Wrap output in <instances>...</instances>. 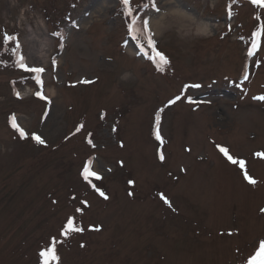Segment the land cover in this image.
Here are the masks:
<instances>
[{
  "label": "rangeland",
  "instance_id": "1",
  "mask_svg": "<svg viewBox=\"0 0 264 264\" xmlns=\"http://www.w3.org/2000/svg\"><path fill=\"white\" fill-rule=\"evenodd\" d=\"M131 8L0 0V264H44L40 252L53 243L58 259L48 264H248L264 241V7ZM163 14L170 22L152 33ZM32 35L45 39L42 63L29 64ZM156 52L168 60L162 70ZM20 56L45 71H25ZM247 64L251 80L240 82ZM89 161L101 179H84ZM70 217L83 231L63 234Z\"/></svg>",
  "mask_w": 264,
  "mask_h": 264
},
{
  "label": "snow or ice",
  "instance_id": "2",
  "mask_svg": "<svg viewBox=\"0 0 264 264\" xmlns=\"http://www.w3.org/2000/svg\"><path fill=\"white\" fill-rule=\"evenodd\" d=\"M121 2L126 8V13L129 16H131L132 15L131 0H121ZM252 3L260 5L261 7H264V0H252ZM135 23H136V21H135V19H133L132 23L129 25V31L130 32L134 31V27L133 26L135 25ZM147 25H148V22L145 20L144 21L145 29H147ZM145 38L147 39L148 46L150 48H153V51H155L154 41L151 38V34H147ZM4 39L7 41V40H11L13 38L8 36L7 34H5ZM133 39H137V37L135 35H133ZM17 48H19V45H17ZM13 52L15 53L16 49H13ZM153 59L156 60L158 70H162V66L168 64L167 58L163 54H161L159 52H156L155 57H153ZM17 63L19 64V66L21 68H24V70L28 71V72L40 74V73H43L45 71V69L40 68V67H33V68L27 67V65L24 63V57L23 56L19 57ZM53 63H55V61H53ZM37 80H38V82H40L39 81V76H37ZM87 82L88 81H85V83H87ZM36 95L38 97H41L42 99H44V97L41 96V93L39 91L36 93ZM176 99H179V97H177ZM259 99L264 100V97H259ZM174 102L175 101L170 100L169 104H172ZM46 116H47V114H46ZM46 116H45V118H46ZM157 120H159V117H157ZM11 126L19 133V137L21 139H26L27 138V133L16 123V117L15 116L11 117ZM81 128H83V125H80L79 127H77L76 132H79L81 130ZM32 139H34L36 141V143H38L40 145H45V143H46L44 139H42L39 135H37L35 133L32 134ZM157 139L158 140L160 139L159 135H157ZM88 142H89V144H92L91 140H89ZM121 146H123V145H121ZM219 150L222 153H224V155L227 156L228 159L233 164H239L240 167L243 169V167H244V162L243 161H238V160L233 159L231 156L228 155L227 149H225L223 147H220ZM256 155L257 156H261V155H264V154L257 153ZM160 159L164 160V156L161 155ZM90 164H91V161H89L88 164H86V166L84 167V169L82 171V175H83L84 179L88 180L90 176H94L97 180L101 179V177L96 172L89 170V165ZM244 178L248 181L249 184L254 185L256 183V181L253 180L251 177H249L246 172H245ZM133 183H134L133 181H129V184H133ZM92 187L94 189H96V191L99 192V195L101 197H103L105 200L108 199V196L103 191H101L100 189L96 188L95 185H92ZM129 194L132 195V193H129ZM161 199H163L164 202L166 204H168L169 207H171V203L163 196V194H161ZM54 203H55V201H54ZM82 203L87 204L86 201H84ZM77 211H82V209H77ZM261 212H264V209H261ZM97 230H99V229H97ZM74 231H83V229L79 228V227H75L73 225V218L70 217L68 219V225H67V227L65 229V232L63 234L64 235H68V234H70L71 232H74ZM40 256L43 258L44 264H48L49 259L57 260L58 257L55 255V243H53V245L50 246L48 249H46L44 251H41L40 252ZM248 264H264V241H260L259 248L257 249L256 254L254 256H251L248 259Z\"/></svg>",
  "mask_w": 264,
  "mask_h": 264
},
{
  "label": "bare ground",
  "instance_id": "3",
  "mask_svg": "<svg viewBox=\"0 0 264 264\" xmlns=\"http://www.w3.org/2000/svg\"><path fill=\"white\" fill-rule=\"evenodd\" d=\"M175 2V0H170V3H173ZM182 12V9H173V11L171 12L172 15H175V16H178V18L182 19V18H186L189 16V14L185 11L183 13ZM193 18V17H191ZM170 21L167 20V15L166 14H163L161 15L158 19H155V20H152L150 22V31L154 34H158L160 33L165 27L166 25L169 23ZM178 24H180V21H178ZM198 30L205 33V32H208L209 30V25L207 23H199L198 25ZM45 39L42 37V36H38V35H32L31 37V43H32V46H31V50L28 54V61H29V64L32 63V64H35L37 62H40L41 63L43 62L42 60V57H41V54L38 55L39 53H41L43 50L40 49L43 47V44H44V41ZM32 61V62H31ZM38 65V64H37ZM42 65V64H41ZM52 93V95H54V91H50Z\"/></svg>",
  "mask_w": 264,
  "mask_h": 264
}]
</instances>
